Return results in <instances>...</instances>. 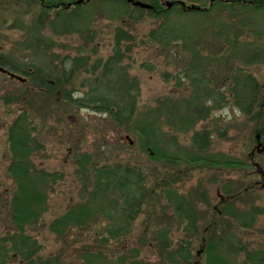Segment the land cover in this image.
Segmentation results:
<instances>
[{
    "label": "rangeland",
    "instance_id": "obj_1",
    "mask_svg": "<svg viewBox=\"0 0 264 264\" xmlns=\"http://www.w3.org/2000/svg\"><path fill=\"white\" fill-rule=\"evenodd\" d=\"M183 1L209 4L208 0ZM39 2L0 5L2 14L8 11L0 22V54L26 68L48 72L51 80L63 76L65 61L70 78L47 91L30 80L20 82L0 74V236L16 229L9 213L16 186L6 171L11 159L6 129L26 112L29 132L39 143L30 156L32 165L58 173L52 190L41 189L44 200L33 203L24 218L28 242L37 245L34 264L39 258H53L54 264H205L204 252L193 258L202 248V234L206 238L220 232L225 234L227 247L221 250L229 264H254L260 257L250 261L246 253L261 254L260 264H264L260 172L254 171V165L191 160L200 155L249 163L253 128L260 129L264 146V122L250 119L235 105L231 90L235 86L236 92L240 81L250 76L259 85L257 103L264 100V7L214 6L207 15L191 14L185 18L191 37L184 43L163 44L148 36L158 20L147 13L137 20L131 2L130 6L118 0H88L58 11L42 8ZM118 30L127 36L116 47ZM253 51L261 58L242 59ZM107 63L112 67L106 69ZM191 77H202L209 90L203 99L210 109L203 118L187 105L194 90ZM61 90L78 97L96 91L119 98L128 92L137 98L136 111L121 126L107 112L68 107L57 93ZM214 97L219 98L213 102ZM152 126L158 142L143 147L141 138ZM203 128L210 131V140L198 152L192 135ZM156 152L176 159L163 161L155 157ZM260 152L254 161L264 169V150ZM124 168L139 172L144 195L134 218L120 225L122 216L111 218L108 204L118 205L124 199L111 183L112 171L117 179ZM96 186L102 190L96 191ZM179 196L194 208L195 230L175 210ZM226 202L230 207L224 206ZM86 208L88 213L82 214ZM56 219H62L61 225ZM185 241L190 260L181 263L176 256L170 260L166 251L172 253ZM21 263L15 254L0 262Z\"/></svg>",
    "mask_w": 264,
    "mask_h": 264
},
{
    "label": "trees",
    "instance_id": "obj_2",
    "mask_svg": "<svg viewBox=\"0 0 264 264\" xmlns=\"http://www.w3.org/2000/svg\"><path fill=\"white\" fill-rule=\"evenodd\" d=\"M47 2L45 0H40V2ZM106 1V0H101ZM117 1V0H113ZM120 2H124L123 4H128L131 6L130 2H126V0H118ZM150 4L149 8H140L138 6H131L132 11L136 12L135 18L138 20L142 18L144 13H147L150 17H154L158 20V24L156 27H153L149 30L148 36L159 42H163V44H167L170 42H179L182 41L183 43L191 37L189 32V26L185 18L190 16L191 14H199L207 15L214 6H221L224 8L225 6L231 7V9L236 10L235 7L237 6H244V5H253L257 8L264 7V0H229L227 1H214L208 6L195 4L199 6L200 9H192L189 8L186 4L183 7L179 0H170L172 2L171 7L167 8L166 5L162 4L158 0H143ZM210 0H208L209 2ZM42 2L40 6L42 8L51 10L53 9V5L43 7ZM72 2V1H71ZM83 3V2H82ZM81 3V4H82ZM86 2H84L85 4ZM56 4V3H55ZM79 5V4H77ZM58 11L59 9H55ZM121 30H118L115 36L114 46L118 47L119 43H121V39L126 37L127 35L124 34ZM186 45V44H185ZM118 49L115 48L113 51V56L117 55ZM258 52H251L249 56L244 54L242 55V59L248 60H257L260 59V54ZM7 59L3 60V64H10V68L16 70L19 74L25 75L29 77V80L35 87H43L47 91H54L59 88L60 85H64L67 80L70 78V69L69 71L66 68L65 61H62L61 66L63 69V76L60 78L53 79L54 83L49 84L47 82V76L49 77L50 74L48 72H44L40 68H36L33 74L29 73L25 66H17L11 61ZM111 59L108 61L110 62ZM73 65H75L76 61L73 60ZM112 65L106 64L105 68L109 69ZM75 68L71 70V73L74 72ZM196 70V69H194ZM68 71V72H67ZM193 86V93L191 94L190 100L187 101V105L189 109L195 113L197 118H203L205 114L210 109V106H207L205 103L204 96L208 95L209 91L205 86L203 78H192ZM241 82L240 88L235 92V86L231 87L233 90V96L235 99V105H237L245 114L249 116L250 119H257L264 122V114L262 113V106H264V100L257 103L255 98V93L259 88L258 83L253 81L250 76H247ZM238 82H236L237 84ZM137 87V85H136ZM206 90V91H205ZM60 93L63 101L68 105V107H91L96 110H100L103 112H107L111 118L117 123L125 125L127 124L133 117L136 107H137V98L136 96L130 95L128 92L125 94L120 95L119 98H113V96H109V94H105L103 92H93L90 91L86 93L84 96H74L71 92L63 91ZM219 93V92H218ZM219 95V94H218ZM220 96V95H219ZM215 102L218 98L214 97ZM6 101H8L6 99ZM252 109L253 112H252ZM258 122V121H257ZM30 120L28 119V114L26 112H22L18 116H16L12 122L8 125L6 129L7 134V143H8V150L10 152V161L6 167V171L10 174L11 178L13 179L14 185L16 189L10 198V218L16 223V229L8 233L6 235L0 236V262H3L9 254L18 255L22 263L21 264H34L32 260L33 253L37 250V245L35 242L30 243L28 242L30 237L28 234L24 233V218L28 212V209L32 207L33 203L40 202L44 200L45 194L41 189L50 188L52 190V181L55 180L58 173L57 172H45L43 170H37L31 163L30 156L39 148V143L32 137L30 131ZM156 127L152 126L151 130L147 133H144L142 140V146H155L158 142L155 138ZM222 133V132H218ZM252 139L251 146L248 150V162H237L234 159H228L220 161L216 157L207 158L204 156H197L194 155L192 157V161L196 162H206L209 164H229L230 166L234 165H251L254 167V171L257 173V170L260 172V180H262L264 184V169L260 166V164L254 161L255 155L262 154L260 151L264 150V146H262L261 142V131L259 128L252 129V135L250 136ZM193 143L196 144V149L198 152H202L208 146L210 140V131L206 128L194 131L192 135ZM262 143V144H261ZM152 147V148H153ZM155 157L160 158L163 161L173 162L175 161L176 157L173 155L167 154H160L155 153ZM252 161V162H251ZM257 166V168L255 167ZM138 171L134 168H124L123 172L120 176L116 179V173L112 171L111 176V183L115 182L117 185V189L121 192V196L124 198L122 203L118 205L112 204V201H109L108 208H110V217L114 218L115 214H120L122 216L120 225H127L129 220L134 218L135 214L138 212L139 207L143 201L144 195V183L140 177ZM109 187L108 185L104 188V191L107 190ZM96 191L102 190L99 186H96ZM42 193H41V192ZM228 192V190H227ZM97 194V192H95ZM228 194V193H227ZM175 210L179 214L180 217L187 220L188 226L195 230L194 218L195 211L193 206L191 205L190 201H185L184 197L179 196L175 200ZM223 201V200H221ZM228 205V206H227ZM224 206L230 207V203L226 202ZM88 208L82 210V214L88 213ZM87 211V212H86ZM80 212V213H81ZM62 219H56L55 223L59 225ZM62 223V222H61ZM119 225V226H120ZM211 227V223L207 225V228L204 231L208 230ZM224 233H215L213 236L208 235L206 238L202 234V243L201 249L196 251L193 258L199 257L201 253L205 255V264H229L227 259L225 258V253L221 250L222 248L227 247V243L224 240ZM33 244V245H32ZM188 242L185 241L183 244H180L177 248L173 250V252H167V257L170 260L175 261V256L179 258L181 263H187L189 258H191V250L188 248ZM246 257L250 260H256L258 256L259 259L254 264L262 263L263 256L259 255H252L250 253H246ZM196 259V258H195ZM38 264H54V259L46 258L42 260L39 258Z\"/></svg>",
    "mask_w": 264,
    "mask_h": 264
},
{
    "label": "flooded vegetation",
    "instance_id": "obj_3",
    "mask_svg": "<svg viewBox=\"0 0 264 264\" xmlns=\"http://www.w3.org/2000/svg\"><path fill=\"white\" fill-rule=\"evenodd\" d=\"M215 0H210V2L212 3V2H214ZM4 1L3 0H0V5H1V7H2V5H9V4H20V2H21V0H7V2L5 1L4 3H3ZM42 2V1H41ZM41 2H39V4H41ZM242 2H244L243 0H242ZM50 4H47V3H45V2H42V6L43 7H47V6H49ZM51 5H53V8L54 9H61V8H66V6L64 5V3L62 2V1H59L58 3H51ZM5 6V7H6ZM0 7V22H2V17H4V18H6V14H7V12L8 11H3V13L4 14H2V8ZM5 7H3V8H5ZM67 8H69V7H67ZM5 10H6V8H5ZM3 18V19H4ZM1 48V47H0ZM4 59H7L6 58V56L4 55V53H3V55L2 54H0V67L1 68H3L5 71H1L0 70V74L1 73H3L7 78H10L8 75H7V72H11V73H17V74H19L16 70H14V69H12V68H10V64H3V60ZM9 61H11L12 63H14L15 65H17V66H22V64L21 63H19V62H15V60L14 61H12V60H9ZM8 61V62H9ZM27 70H28V72L29 73H31V74H33L32 72L34 71V70H32V69H30V68H27ZM11 79V78H10ZM13 80V79H12ZM47 82L49 83V84H53L54 83V81L53 80H50V79H47Z\"/></svg>",
    "mask_w": 264,
    "mask_h": 264
},
{
    "label": "water",
    "instance_id": "obj_4",
    "mask_svg": "<svg viewBox=\"0 0 264 264\" xmlns=\"http://www.w3.org/2000/svg\"><path fill=\"white\" fill-rule=\"evenodd\" d=\"M82 1H83V0H76L74 3H80V2H82ZM126 2H131L134 6H138V7H140V8H149V7H150V4H149V3H147V2H143V1H141V0H137V1H136V0H126ZM179 3H180L183 7L186 6V5L184 4V2H182V1H179ZM165 4H166L167 7H170V6L172 5V2H166ZM66 5L69 6L70 3H67ZM188 7H189V8H192V9H199V6H196V5H194V4H190V5H188ZM0 70H1V71H4L3 68H1V67H0ZM7 74H8L11 78H13V79H15V80H18V81H20V82H24V81L26 80L25 77H22V76H20V75L15 74V73L7 72Z\"/></svg>",
    "mask_w": 264,
    "mask_h": 264
}]
</instances>
